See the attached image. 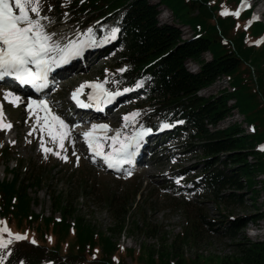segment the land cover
I'll return each instance as SVG.
<instances>
[{
	"label": "trees",
	"instance_id": "16d2710c",
	"mask_svg": "<svg viewBox=\"0 0 264 264\" xmlns=\"http://www.w3.org/2000/svg\"><path fill=\"white\" fill-rule=\"evenodd\" d=\"M158 1L154 5L148 0H84L80 5H70L69 9L74 10L78 19L90 16L91 20L108 14L113 18L116 12H122L116 21L122 28L127 48L119 63L131 66L128 73L131 78L149 75L154 80V91L148 99L155 106L151 116L169 120L186 117L190 122L192 132L184 142L199 150L203 163L201 176L192 182L193 187L201 188L204 197L215 207L220 204L242 207V192L250 191L257 175L264 173V153L254 150L256 144L264 143V42L259 46L252 43L264 32V25L255 23L246 29L249 13L239 19L220 16L221 0ZM160 6L167 7L179 23L190 26L196 38L183 40L178 28L159 25L157 8ZM237 23L240 25L235 29ZM205 53L210 54L211 61L201 60ZM187 61L200 62L199 72H189L185 67ZM222 77L230 81L231 92L209 98L197 95ZM232 99L234 105L229 107L228 101ZM233 110L253 124V134H245L236 123L213 132L206 128L207 125L215 127ZM0 161L5 164V173L12 176L10 180L0 181V216L6 219L12 233L25 236L9 249L11 255L0 250V256L5 257L0 264H20V261L23 264H45V261L49 264H128L125 255L131 262L141 264H264V241L250 243L239 235L247 223L263 221L264 212L249 219L228 220L222 216L211 220L200 208L183 200L179 206L188 216L187 225L176 240L168 243L163 235L154 246H140L137 252L121 250L117 240L127 231L131 216L130 228L138 229L137 215L132 208L140 194L139 187L112 190L95 188L85 181L75 196L69 192L51 194L52 212L44 216L32 211L35 201L27 189L40 188L47 170L31 164L22 177V161L10 168L7 150L2 147ZM78 195L102 204L112 219V226L103 232L85 219L74 206ZM140 205L139 212L143 210V204ZM55 213L59 214V221L53 217ZM143 229L146 236L156 235V229L150 225H144ZM214 236L229 240L235 248L234 254L206 259L195 254L193 260L184 258L185 247Z\"/></svg>",
	"mask_w": 264,
	"mask_h": 264
},
{
	"label": "rangeland",
	"instance_id": "374dc122",
	"mask_svg": "<svg viewBox=\"0 0 264 264\" xmlns=\"http://www.w3.org/2000/svg\"><path fill=\"white\" fill-rule=\"evenodd\" d=\"M53 1L54 0H41L42 15H48L52 17L53 20L51 23L47 21L43 23L46 24L47 31L50 34H54L56 42L60 43L61 46L67 45L70 41L73 42L76 40L69 39V37L73 38L76 30L81 27L77 25L79 23H75L76 25L69 24V20L73 18V15L70 13L65 15L61 10L71 2L77 0H56L59 1V3L56 4L53 3ZM148 1L154 5L159 2L158 0ZM248 3L253 6L252 13L257 15L258 19L264 23V0H249ZM49 5H51V11H49ZM62 5L64 6L62 7ZM220 5L221 10L232 13L234 2L221 0ZM158 10L160 14V24H169L178 28L181 31L183 40L192 39L194 31L190 26L183 25L175 20L167 7L161 6ZM195 14L196 12L194 15ZM82 22H84V20L80 23ZM239 25L240 24L237 23V26ZM237 26L235 29H237ZM74 27L79 28L77 29ZM89 27H93V23L85 29V32H88L87 30ZM97 27L101 29L104 34H107L110 33L111 28L115 27V25L113 23H100ZM250 41L252 40L250 39ZM252 43L257 46V43ZM119 55L120 54L116 52V54L114 53L110 57L101 58L90 70L75 73L72 74V76L64 78L57 88L50 92L51 99L58 100L65 98L68 87L71 85L78 83L82 84L83 82H99L100 78L108 81V78L115 77L116 73L112 72H116L115 65ZM201 60L205 62L211 61L210 54H203ZM185 66L188 71L197 73L199 72L200 62L187 61ZM121 68L127 71L129 66L121 65L118 69ZM118 69L117 72L121 73ZM228 81L227 79L221 78L217 80L213 86L200 91L199 95L203 98H208L211 96H219L221 92H224L223 90L231 92L233 87L230 86V81ZM144 82L148 84V80ZM1 88L3 89V87ZM1 95L2 93L0 92V96ZM234 101L233 99L229 100L228 106H233ZM144 104L146 105L145 101L141 98L128 101L120 105L106 117H103L101 119L102 121H99L97 124L104 123L109 125V128H111V126L120 127L121 129L132 127L137 121L129 119L125 122L123 117L126 114L136 112L138 115L131 118L138 119V125L140 127L150 125L151 122L142 118L143 114L150 111L148 105L142 107ZM1 106L3 109V123L11 124L10 128H0L1 146H8L9 165L12 167L14 163L16 164L17 161L21 160L23 163L22 177L26 175L25 172L29 169L31 164L42 166V168L44 167L47 170L45 175L46 179L40 184V188L27 189L29 197L35 201L32 204V211L34 213L50 216L52 212L51 194L69 192L72 196H75L77 193L76 190H78L85 181L88 185H95V188L104 187L112 190H122L124 188L132 189L135 186H137V188L139 187L140 194L136 197L132 208L135 216L137 215L135 223L138 229L132 230V228H130V221L133 219L131 216L128 219L129 224L126 225L127 231H124L117 240V244L122 250L133 249L137 252L140 251V246H154L160 241L163 235L168 243L176 240L179 233L187 225L186 219L188 216L185 210L179 206L183 198L188 200V202L196 208H200L204 215L211 220H217L222 216L230 220L238 218L249 219L251 216L264 212V173L257 175L258 177L255 180V185L250 191L242 192V207L237 205L227 206L225 204H220L215 207L210 199L204 197V193L200 189H195L191 193H188L186 190V188H189L193 176H201V171L203 169V163L200 159L201 154L197 148H189V146L186 145L180 146L179 144L168 143L161 153V158H158L160 154L154 156V158L150 159L148 164L140 166L132 172L131 175H112L102 171L97 166H92L85 160L84 153L78 146L80 142L77 138H74L75 136L73 137L71 132H69V137L65 138L63 141V148H59L47 134V131L41 133L39 127L29 135V130L32 128V125L36 123L35 117L37 113L33 112L30 116L29 111L26 113V110L24 111L22 106L18 104L16 106L12 104H1ZM58 107L61 108L60 106ZM235 123L240 125V128L244 130L245 134H251L248 131V123L241 115H238L237 110L232 111L230 116L221 121L217 127L213 129H226ZM73 130H75V128ZM41 135L44 137L45 147L52 148L53 152H59L61 156H67V161L59 158L52 152L45 154L41 151L39 149V137ZM12 141H14V143H12ZM73 151L76 153L75 156L73 155ZM77 157H79L78 163ZM249 161L253 162L251 159ZM4 167L5 165L0 161V180L4 178L11 179V175L5 173ZM174 176H179V183H174V181H172ZM225 195H228V192H226ZM74 202V206L77 207L85 219L90 220L99 230L104 232L112 226V219L102 204L94 202L93 199L81 198V195H78ZM140 204H143V210L141 212L137 211ZM53 217L58 219L59 214L55 213ZM144 225H150L155 228L156 235L154 237L146 236L143 232ZM239 235L250 243L263 242L264 220L257 224L247 223V225L239 231ZM12 243H7L6 248L11 246ZM183 251L184 258L193 260L195 254L205 259L209 256L214 258L231 256L234 254L235 248L232 247L229 240L214 236L199 242L197 245L192 244L190 248L185 247ZM125 261L128 264H141L131 262L126 255Z\"/></svg>",
	"mask_w": 264,
	"mask_h": 264
},
{
	"label": "snow or ice",
	"instance_id": "6c2138e0",
	"mask_svg": "<svg viewBox=\"0 0 264 264\" xmlns=\"http://www.w3.org/2000/svg\"><path fill=\"white\" fill-rule=\"evenodd\" d=\"M49 11H51V5H49ZM220 14H232L238 17L239 8L233 13L222 10ZM44 21L53 22L52 17L42 15L41 0H0V82H6L7 78H12V81L16 84L31 86L36 92H40L41 89L48 86V74L54 66L67 63L70 57H79L82 49L88 46L84 41H70L67 45L61 46L60 43L56 42L54 34H50L47 31ZM247 27L248 24L246 23L245 28ZM87 31L91 34L92 29L89 28ZM118 31L119 29L116 27L111 28L109 36L114 38ZM259 42L256 41V43ZM118 71L123 72L125 69L121 68ZM85 83L93 90L89 93L88 100L95 102L97 105L101 102L107 103L119 95L117 92H108L101 83ZM84 86V84H81L71 94V98L80 107L88 106L77 98L78 93ZM127 90L125 89V91ZM3 98L8 100L13 106H16L21 100V96L16 95L12 90L4 91ZM27 109L30 116L34 110L43 112L42 116L36 115V123L29 130V135L39 127L41 133L47 131V134L53 139L57 147L63 148V141L70 135L69 126L65 123V120L50 110L46 100L27 97ZM136 115H138L136 112L126 114L123 119L127 122L130 117H135ZM2 118L3 109L0 106V128H10L11 124H4ZM159 127L162 129L168 128L171 127V124L161 123ZM108 128L109 125L107 124L93 123L91 128L83 132L82 135L87 143L88 150L93 153V161L95 162L96 158L100 157L108 168L117 170H120L121 165L132 162V158L136 149L139 148L143 136L152 131L150 128H140L139 131L134 132L131 136H122L121 131L118 129L115 135L111 137L105 135L103 137L105 141L111 140V144L108 145L109 150L105 151L98 132H105ZM39 140V149L41 151L45 154L52 152L67 161V156H61L59 152H53L52 148L45 147L42 135ZM260 148L264 150V145H261ZM73 155H76L75 151H73ZM78 161L79 157H77V163ZM127 174L131 175V172L128 171ZM179 182L177 180V183ZM0 225H4V222H0ZM5 232H7V243L9 244L13 240L25 238L21 234H13L7 229L6 225L0 226V233ZM32 243H35V241L33 240ZM0 250H4L7 255H11V250L6 248L2 236H0ZM3 259L5 257L0 256V260ZM20 264H23V261H20Z\"/></svg>",
	"mask_w": 264,
	"mask_h": 264
},
{
	"label": "bare ground",
	"instance_id": "6f19581e",
	"mask_svg": "<svg viewBox=\"0 0 264 264\" xmlns=\"http://www.w3.org/2000/svg\"><path fill=\"white\" fill-rule=\"evenodd\" d=\"M223 85V84H222Z\"/></svg>",
	"mask_w": 264,
	"mask_h": 264
}]
</instances>
